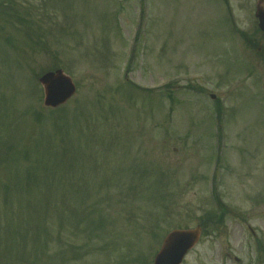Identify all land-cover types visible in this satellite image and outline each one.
<instances>
[{
    "label": "rangeland",
    "instance_id": "1",
    "mask_svg": "<svg viewBox=\"0 0 264 264\" xmlns=\"http://www.w3.org/2000/svg\"><path fill=\"white\" fill-rule=\"evenodd\" d=\"M254 12L0 0V264H152L169 230L198 224L181 264H264ZM57 68L76 93L47 108L37 77Z\"/></svg>",
    "mask_w": 264,
    "mask_h": 264
},
{
    "label": "water",
    "instance_id": "2",
    "mask_svg": "<svg viewBox=\"0 0 264 264\" xmlns=\"http://www.w3.org/2000/svg\"><path fill=\"white\" fill-rule=\"evenodd\" d=\"M255 16L258 18L260 30L264 32V0L256 1ZM38 81L43 88L45 107L55 108L64 104L76 91L72 78L62 69L47 71L39 77ZM200 234V226L168 232L154 257L153 264H180L188 250L196 245Z\"/></svg>",
    "mask_w": 264,
    "mask_h": 264
},
{
    "label": "trees",
    "instance_id": "3",
    "mask_svg": "<svg viewBox=\"0 0 264 264\" xmlns=\"http://www.w3.org/2000/svg\"><path fill=\"white\" fill-rule=\"evenodd\" d=\"M209 218H210V220L212 219V220H217V219H219L220 218V215H211L210 214V216H209Z\"/></svg>",
    "mask_w": 264,
    "mask_h": 264
}]
</instances>
